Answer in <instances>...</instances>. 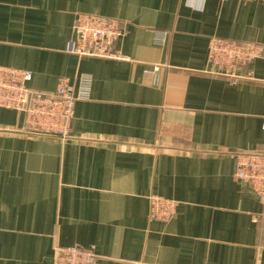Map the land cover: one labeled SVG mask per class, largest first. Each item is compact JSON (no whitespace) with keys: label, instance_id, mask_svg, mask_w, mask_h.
<instances>
[{"label":"crops","instance_id":"crops-1","mask_svg":"<svg viewBox=\"0 0 264 264\" xmlns=\"http://www.w3.org/2000/svg\"><path fill=\"white\" fill-rule=\"evenodd\" d=\"M79 13L123 21V58L68 52ZM213 36L261 55L223 75ZM0 65L49 94L90 76L70 138L0 108V264L71 245L95 264H264V205L234 177L237 153L264 150V0H0ZM152 195L177 202L169 220Z\"/></svg>","mask_w":264,"mask_h":264},{"label":"built area","instance_id":"built-area-1","mask_svg":"<svg viewBox=\"0 0 264 264\" xmlns=\"http://www.w3.org/2000/svg\"><path fill=\"white\" fill-rule=\"evenodd\" d=\"M74 31L68 52L81 57L123 58L115 48V42L125 33L122 20L96 13H79ZM261 51L257 43L213 36L209 41L208 61L217 72L239 78L240 70L258 58ZM32 78L30 69L0 65V108L23 112L28 134L61 139L72 137L75 102L89 97L90 76H81L78 92L68 78H61L56 92L50 94L32 88ZM0 131H4L1 125ZM234 177L264 205V150L237 153ZM150 198L152 218L169 220L176 213L177 202L159 195ZM98 258V254L79 245L57 247L56 264H95Z\"/></svg>","mask_w":264,"mask_h":264}]
</instances>
